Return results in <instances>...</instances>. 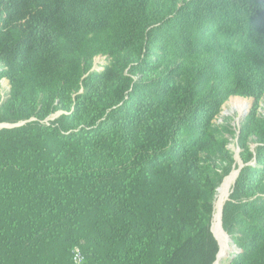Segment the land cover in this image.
I'll list each match as a JSON object with an SVG mask.
<instances>
[{
  "label": "trees",
  "instance_id": "trees-1",
  "mask_svg": "<svg viewBox=\"0 0 264 264\" xmlns=\"http://www.w3.org/2000/svg\"><path fill=\"white\" fill-rule=\"evenodd\" d=\"M1 78L0 264H213L232 95L227 264H264V0H0Z\"/></svg>",
  "mask_w": 264,
  "mask_h": 264
},
{
  "label": "rangeland",
  "instance_id": "rangeland-1",
  "mask_svg": "<svg viewBox=\"0 0 264 264\" xmlns=\"http://www.w3.org/2000/svg\"><path fill=\"white\" fill-rule=\"evenodd\" d=\"M92 61H93L92 62V69L93 70H101V69H103L104 65L106 64V59H105V56H103V55H96ZM0 86H1L3 92H7L9 90L8 80L6 78H1L0 79ZM253 104H254V97L252 95H248V96L232 95L221 104V106L219 108V112L213 118V123L215 125H221V124L225 123V121H228L233 126V128H235V134L228 135L227 133H225V138H226L225 144L229 149H231L234 152L235 160L238 163V166H233V168L229 172V175L226 178V180L223 183L221 182L222 184L218 188H216L215 199H214V208L218 204L220 191H222L223 194H225L224 198L221 200V203L224 204V202L228 199L229 193L231 191V187L235 181V179H234L235 175H236L235 173L242 166V162L239 158L240 147H239L238 142H237V133L238 132L236 133V131L238 130V127L241 123V120H243L244 117L247 115V113H249V111L253 107ZM60 112L61 111H56V112L50 114L47 117V119H53V118L57 117L60 114ZM256 112H257V114L264 116V95L258 101ZM232 176H233V178H232ZM231 178H232V181L226 187V183H228V181L231 180ZM220 227H221L222 232L218 235L217 233L214 232V230L212 228V223H211V230H212L213 234L217 236V238L219 240V244L221 243L220 242L221 239H223V241L226 242V246H227L226 251L228 250L227 251L228 253H227V256H225L221 259V264H227L229 259H230L231 254L234 253V251L230 250L231 244L228 243V238H227L228 234L223 230L222 223H220ZM233 244H234V249H236V251H237L238 247L236 246L235 243H233ZM219 254H220V251H219ZM219 254H217V255H219ZM216 261H217V259H216Z\"/></svg>",
  "mask_w": 264,
  "mask_h": 264
},
{
  "label": "bare ground",
  "instance_id": "bare-ground-1",
  "mask_svg": "<svg viewBox=\"0 0 264 264\" xmlns=\"http://www.w3.org/2000/svg\"><path fill=\"white\" fill-rule=\"evenodd\" d=\"M236 174V173H235ZM234 176V175H233ZM232 176V178H233ZM231 180L228 181V183H226V187L229 185V183L232 181ZM225 187V188H226ZM222 189V188H221ZM225 194H223L222 191H220L219 193V201L218 204L215 206L214 211H213V217H212V228L214 230L215 233H217L218 235L222 232L221 231V227H220V211H221V200L224 198ZM212 231V230H211ZM213 233V232H212ZM214 235V234H213ZM216 238L217 236L214 235ZM218 239V238H217ZM219 241V240H218ZM220 254L217 257V261L214 264H221V259L225 256H227V251H226V242L223 241V239L220 240ZM229 243V242H228Z\"/></svg>",
  "mask_w": 264,
  "mask_h": 264
},
{
  "label": "water",
  "instance_id": "water-1",
  "mask_svg": "<svg viewBox=\"0 0 264 264\" xmlns=\"http://www.w3.org/2000/svg\"><path fill=\"white\" fill-rule=\"evenodd\" d=\"M1 103V102H0ZM14 125H17V124H14ZM7 126H13V125H7V124H0V128L1 127H7ZM240 168L236 171V175H235V178L239 172ZM234 178V179H235ZM234 181V180H233ZM222 207H223V204L221 206V211H220V223H221V213H222ZM227 235V234H226ZM227 238H228V242L231 244V247H230V250H233V251H236V249H234V244H233V241L231 239V237L229 235H227ZM217 258V257H216Z\"/></svg>",
  "mask_w": 264,
  "mask_h": 264
},
{
  "label": "built area",
  "instance_id": "built-area-1",
  "mask_svg": "<svg viewBox=\"0 0 264 264\" xmlns=\"http://www.w3.org/2000/svg\"><path fill=\"white\" fill-rule=\"evenodd\" d=\"M73 261L75 264H81L82 262V256L78 248L73 249Z\"/></svg>",
  "mask_w": 264,
  "mask_h": 264
}]
</instances>
